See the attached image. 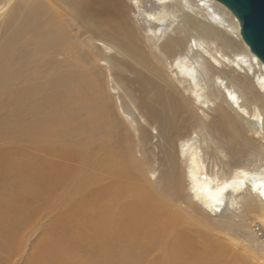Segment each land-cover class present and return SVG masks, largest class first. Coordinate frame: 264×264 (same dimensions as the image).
Returning a JSON list of instances; mask_svg holds the SVG:
<instances>
[{
  "label": "bare ground",
  "instance_id": "6f19581e",
  "mask_svg": "<svg viewBox=\"0 0 264 264\" xmlns=\"http://www.w3.org/2000/svg\"><path fill=\"white\" fill-rule=\"evenodd\" d=\"M154 1L152 12L164 22L142 30L125 0H19L7 11L0 40V249L14 245L27 217L54 200L57 189L66 190L65 181L75 172L55 157H76L88 163L92 152L102 150L101 168L121 170L125 179H137L139 166L150 167L151 156L156 155L161 160L157 182L163 193L154 185L142 188L136 180L121 191L116 181L112 189L111 183L103 182L104 189H99L91 186L99 182L90 185L87 178L79 179L66 190L80 196L71 205L80 207L66 210L77 224L69 227L67 222L56 233L51 227L53 234L35 253L32 264L225 263L219 260L220 244L206 240L196 248L184 229L174 228L179 226L168 217L172 203L164 196L191 200L194 205L188 206L199 207L207 215L239 207L242 225H231L228 216L219 225L226 234L238 231L246 236L251 256L264 264V243H259L247 221L253 217L264 226V63L242 40L237 18L217 0ZM169 1L184 9L183 24H174L177 10ZM71 18L82 20L87 39H97L105 49L114 50L115 54L100 50L98 55L111 59L115 77L129 73L135 77L136 91L125 84L124 95L143 121L136 141L145 152L139 160L132 154V134L106 97L99 80L103 73L97 74L101 68L97 65L96 73L87 69L90 53L85 51L69 62L56 57L71 52V46L65 45L71 43L67 34ZM185 25L196 36L183 34ZM217 38L234 48L230 58L209 46ZM199 49L216 62H231L234 73L227 78L242 96V104L235 90L225 85L233 102L227 100L220 89L221 76L210 72L214 65L200 60ZM164 63L174 78L162 71ZM147 79L148 86L143 82ZM183 91L196 101H210L212 113L208 115L200 106L201 116L192 112ZM192 127L195 137L189 135ZM149 128L156 130L162 157L148 145ZM246 155L252 159L243 161ZM210 156L218 158L226 170L206 162ZM181 175L187 180L186 190L180 185ZM130 194L128 203L119 200L123 205L117 211L110 205L113 195ZM82 221L90 230L87 236L79 226Z\"/></svg>",
  "mask_w": 264,
  "mask_h": 264
},
{
  "label": "rangeland",
  "instance_id": "374dc122",
  "mask_svg": "<svg viewBox=\"0 0 264 264\" xmlns=\"http://www.w3.org/2000/svg\"><path fill=\"white\" fill-rule=\"evenodd\" d=\"M18 1L19 0H9V1L0 0V40H1V32L3 30V25L5 23L6 15L9 12V10H11V8L13 9L16 7V4ZM125 1L131 6V13H132L131 16L133 17V20L136 22V24L140 27V30H142L145 26H155L156 25L158 28L164 22V21L163 22L158 21L156 19V14H154L152 12L153 8L156 7L154 0H125ZM167 3L171 6L173 5L172 7L175 10H177L176 11L177 17L175 16L176 19H175L174 24L175 23L183 24L182 12L184 9H182L181 6H177L175 4V2L169 1ZM81 22H82L81 19H76V18H71L69 20L70 26H69V31L67 34L71 35V43L69 44V42H68V44L65 43V45L71 46V52L68 55L63 54V53L61 55L59 53L60 55H56V57L57 58L59 57L60 59H64V60H66V62H69L71 60L77 59L80 54H83V53L86 54V52L88 54L90 53V55L92 56L90 58V61H92V62L90 63L88 61L86 63V66H89L87 69H89L90 71L92 70V72L94 71L96 73L97 70H99L97 68V65L101 68V70H99L97 72V74L101 75L100 73H103V76L102 75L101 76L104 79L102 77L101 78L99 77V80L102 81L101 83L104 86L103 88L105 90V93H108L107 94L108 96H106V97H109L110 100L112 101L117 116L123 120L124 124L128 127L129 132L132 134L133 143L135 142V145H133L134 147H133L132 154L135 158L138 159L141 157V154L143 152H145V151H143L144 146L142 147V145L138 144L136 141V140H138V135L140 134L143 121L141 118H139L137 116L136 110L133 108L132 104H130L128 102V100L126 99V97L124 95V89H125L124 86H126V85H128V86L130 85V87L134 88L136 91L135 77L130 73L128 75H126V77H124V78H122V77L117 78L112 74V70L110 69L111 63H112L111 59L109 57H105V56L99 57L98 54H100V50H103L105 53H108V54H115L114 50L109 49L110 47H106V49H105V46L97 39H95V40H94V38L87 39L85 37L86 34H84V27H83V24ZM183 29H184L182 31L183 34L188 31L189 33L190 32L192 33L191 35L196 36V32L194 30H190L188 28V26L185 25L183 27ZM91 41H93V42H91ZM222 41L223 40H221L220 38H217L213 43H210L209 46L212 49H217L218 51L223 53L227 58H230L231 54L233 53L234 48L230 45H226ZM89 50H91L92 53L89 52ZM199 55H201L200 60H202V58L207 60V62L204 61V62H206L207 65H210V64L214 65L215 69H211L210 70L211 73H217L221 76L222 86L220 89L224 91L227 100H229L231 103L233 102L232 99L227 94L226 89L224 88L225 85H227L231 89L235 90L236 95L238 96V103L242 104L243 103L242 96L235 89L236 88L235 84L231 83L229 80L230 75L234 73L231 70V67H232L231 62L226 61V60L224 62L223 61L216 62L215 60L210 58V56H207L206 53L201 49H199ZM64 56L69 58V59L63 58ZM117 56H119V55H117ZM92 59L93 60L95 59L94 63H93ZM92 63H93V65H91ZM95 63H96V65H95ZM162 67H163L162 71L165 74L174 78V76L172 75V72L165 65V63L163 64ZM233 67H235V66H233ZM94 68H97V69L95 70ZM236 70L239 72L238 68H236ZM235 75H237L236 71H235ZM252 76H253V74L250 72L249 77L251 79H252ZM231 78H232V76H231ZM143 82L148 86L149 79L143 80ZM182 94H184V96L188 97V99H189L188 102H189V106H191L190 107L191 111L194 112L195 114L201 116L203 110H205V113H207L208 115H210L212 113L211 110H212L213 105L210 101H207L204 98H201L199 101H196L194 99V96L188 94L187 92L183 91ZM261 96L264 99V92H261ZM217 101H218V99H217ZM257 103L258 104H256V107L260 109L262 102L258 101ZM199 106L203 107V110ZM148 130H149V134H150L149 144H148L149 147L151 148V150L153 151L154 154L158 153V154H160L159 157H162L163 154L160 151V148H158V138L155 135L156 130H154L153 128H149ZM195 130H196L195 127H192V129L190 130L189 135L191 137H195V132H196ZM190 142L192 144L195 142V140L190 141ZM178 143H179V141H178ZM208 143L211 145L213 144V143H210V141H208ZM177 146H178V144H177ZM201 148H203L202 149L203 151L209 152V150H210L209 147L205 146L204 144L203 145L201 144ZM103 152L104 151H102V150H97L95 153L92 152V155H91L92 160H90V162H88V163H85L76 157H74L72 159L67 158V157L63 158V159L62 158L59 159L58 157H55V159L63 162L64 164H66V166L69 169H71V170H73V172H75V173H73L71 179H68L67 181H65L66 190L69 187H70V189H72L73 186H75L74 184H76L75 182L78 181L79 179L81 180V179L87 178L85 180H88L90 182V185L93 182H95L93 184H96V183L98 184V182H99V184H101V185H98V186L91 185L92 187L99 188V189H104L103 186H105L106 183H109V184L111 183L109 189H112L111 188L112 182L116 181V182H118L117 185L120 186V189L123 188V190H125L127 187V184L130 185L134 180H136L138 182V185L142 188H143V186L146 185V188L149 189L148 187H152L154 185L155 188L158 190V192L163 193L164 188L161 187L162 184L157 182V177L159 175V170H160L159 166H160L161 160H160V158L156 157V155L151 156L152 162L149 164L150 167L149 166L146 167L145 165H142V164L139 166V168L136 170L137 179H139V180H137L136 178L125 179L121 175L122 173H120L121 170L119 172V170H117L116 168L115 169L112 167H109L107 169L101 168L102 167L101 166V161H102L101 158L104 157V155H105V152L104 153ZM219 158L222 160H225V157H223L222 155H220ZM75 159L77 161H74ZM242 159H243V161H247L248 159H252V155H249V156L246 155V156L242 157ZM71 160H73V161H71ZM94 160H95V162H94ZM205 160H206V162L212 161L213 163H217L218 165L221 162L218 158H214L211 156L205 157ZM78 161L79 162L81 161V162L79 163ZM94 163L98 169H95L96 167H95ZM69 165H71V166H69ZM89 167L92 169H90ZM220 167L226 170L225 166L221 165ZM81 172H82V174H79ZM84 172H86V173L84 174ZM92 172H93V174H92ZM89 173H91V174L89 175ZM86 175H88L89 177ZM100 175H102V176H100ZM73 176H74V179H73ZM82 177H84V178H82ZM90 178H91V180H90ZM122 178H123V180H122ZM140 178L144 181H142ZM69 180H71V181L69 182ZM124 180H127V181L124 182ZM141 181H142V184H140ZM102 182L105 184L102 185ZM181 182L183 183L182 189L186 190L187 180L185 178H183V180H182V175L180 177V185H181ZM148 185H150V186H148ZM59 189L62 193L59 192ZM59 189L56 190V194H55L56 201H55L54 197H53L54 200L52 198H51L52 200L49 199L46 202V204L44 205L43 210H41V209L36 210L32 215L27 217V219H28L26 222L27 224L25 223L23 228L18 231L17 237L14 241V245L7 248V249H0V254H1L0 264H32L33 256L35 255V253H37L38 251H40L43 248V244L45 243L46 240L47 241L49 240L50 234L52 235L53 233L59 232L67 224V222H69L67 225L69 227H71L73 224H74V226L77 224L76 219L73 220L72 218L67 217L66 210H68V212L69 211L72 212L73 211L72 209L76 210L80 207V205H75V206H77L76 209L71 207V205L74 203V201H76L77 198H80L79 194L74 195V191H72V190L66 191L61 187ZM168 190H169L170 194H172V189L169 188ZM185 190H183V192ZM109 191H110V192H108L109 194L112 193L111 192L112 190H109ZM121 191H122V189H121ZM60 195H62L63 197L60 198ZM67 195L69 197H67ZM105 195L107 196V194H105ZM76 196H79V197L76 198ZM128 196H124V197L119 196V198H115L113 195L112 199H111L112 204H110V205L114 204L112 206V208L116 210L117 207L118 208L121 207L122 202L125 204V203H128V202H126V200L130 201L129 199L131 197V194ZM164 197L166 200L169 199L172 203V205H170L172 207L169 208V210H168L169 211L168 217L172 221L175 220V223L179 226V227L175 226L174 228L184 229L185 232L188 235H190L191 238L193 239L192 242L196 248H200V247L204 246L206 244V242H209V241L214 242V243L216 242L215 244H218V245L220 244L221 254H220L219 260H220V262L224 261L225 263H219L218 262L216 264H262L261 259L259 261V260H256L255 258H253L251 256V253H250L251 248H250V246H248L249 240L246 236H244L243 234H240V232H238V231L226 234L225 231L223 230V228L219 225V221L222 222L224 220V218L227 216L231 220V223H232L231 225H233V226L234 225H242L243 223H241V222L243 220V216L240 212L239 207H238V209L233 208L234 210L233 209L224 210L222 213L217 212L216 213V215L218 216L217 217L214 214L207 215V214L202 213L203 211H201V209L199 207L188 206L187 204L194 205V202L191 200L185 199V202H182V200L174 199L170 196H168V197L164 196ZM69 200L70 201L73 200V201H71V203H70ZM119 200H121L122 202ZM235 209H236V211H235ZM60 212H62V213H60ZM229 212H230V214H229ZM175 214H176V217H175ZM220 214L222 216H220ZM221 217H223V218H221ZM67 218H68V220L69 219L70 220L68 221ZM196 218H197V220H196ZM61 219L63 222L61 221ZM216 219H217L218 223L215 222ZM247 221L250 222V225H251L250 230L253 232V234L255 236L258 237L259 243H260V241H263V243H264V226L262 225V223L259 220L254 219L253 217L247 218ZM159 222H161V221H159ZM171 225H169V227L173 229V226H171ZM79 226H80L81 230H83L84 234L87 236V234H88L87 231H90V230H88L86 223H84L82 221V222H80ZM167 226H168V224H167ZM51 227L54 230L53 233L50 232ZM218 227H219V229H217ZM166 232H167V230H166ZM192 236H194V237H192ZM229 236H232V237H229ZM200 237H202L203 240H201ZM209 239H211V240H209ZM203 241H206V242H203ZM83 243L85 244V247L88 246L87 242L85 240L83 241ZM252 243L255 244V242H253V241H252ZM152 252L155 254L156 250L155 251L153 250Z\"/></svg>",
  "mask_w": 264,
  "mask_h": 264
},
{
  "label": "water",
  "instance_id": "95a60500",
  "mask_svg": "<svg viewBox=\"0 0 264 264\" xmlns=\"http://www.w3.org/2000/svg\"><path fill=\"white\" fill-rule=\"evenodd\" d=\"M239 21L240 35L264 63V0H217Z\"/></svg>",
  "mask_w": 264,
  "mask_h": 264
}]
</instances>
